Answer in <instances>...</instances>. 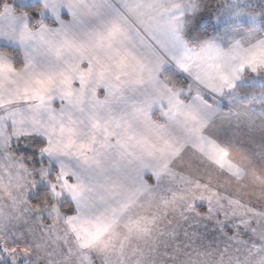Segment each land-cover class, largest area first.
<instances>
[{
	"label": "crops",
	"instance_id": "1",
	"mask_svg": "<svg viewBox=\"0 0 264 264\" xmlns=\"http://www.w3.org/2000/svg\"><path fill=\"white\" fill-rule=\"evenodd\" d=\"M15 3L41 10L35 22L14 6L0 11L6 151L14 157L21 140L44 141L74 205L66 225L78 241L94 238L92 228L142 222L145 195L164 194L159 177L204 139L218 141L203 135L224 116L226 95L254 85L264 96V34L234 27L197 50L182 38L179 0ZM237 30L245 35L232 39ZM171 72L186 84H173ZM215 127L238 145L236 119Z\"/></svg>",
	"mask_w": 264,
	"mask_h": 264
},
{
	"label": "rangeland",
	"instance_id": "2",
	"mask_svg": "<svg viewBox=\"0 0 264 264\" xmlns=\"http://www.w3.org/2000/svg\"><path fill=\"white\" fill-rule=\"evenodd\" d=\"M179 1L191 22L201 19L203 25H208L211 20L217 28H222V33L230 32V27H248L254 31H261L264 27V0H225L216 12L204 17L197 11L198 1ZM214 13H218V16L213 17ZM240 32L237 30L234 32L236 36L230 37L241 39L245 34L241 36ZM212 39L210 37L209 40ZM248 96L250 98L244 100L247 106L232 107L236 110L240 108L232 117L253 126L258 123L261 128L257 133L264 135L263 95L256 90L248 93ZM3 120L4 117L0 116V236L3 249L8 254H19L22 260L15 258L18 262L264 264V136L253 135L256 131L251 128L248 131L246 128L240 130L241 125L238 124L239 130H234L235 133L246 131L245 137L238 136V145L233 143L234 140L231 141L233 145H226L229 133L223 135L216 131L219 132L217 142L204 139L202 145L197 144L180 156L156 181L158 192H164L163 196L145 195L142 206H146L143 211L146 218L142 222H139L140 219L138 222L130 220L122 228H92L94 238H79L78 241L72 238L66 225L75 208L63 194L60 182L55 177V168L48 161L44 164L40 156L33 159L17 155L16 152L24 149L19 142L16 143L19 147L13 148L14 157L8 153L4 141L7 134L2 130ZM219 123L221 121H215L212 125ZM203 136L208 138L210 135L206 131ZM7 140L12 141L10 138ZM238 146L241 148L236 149ZM39 188L49 189L52 201L41 200V204L40 198L36 197ZM149 191L153 193L154 188ZM225 193L232 195L231 198L220 196ZM196 195L198 198L194 200ZM189 199L193 200L192 204L187 203L191 201ZM223 201L227 203L222 204ZM202 203L208 207L212 204L219 211L223 209V215L226 211L224 207L231 210L229 215L233 223L240 226L238 230H232V234L238 238H201L203 234L198 233L206 223L190 215L193 212L190 208L199 204L203 206ZM69 208L73 209V213H68ZM219 219L221 223L225 220L221 214ZM251 219L259 220L258 224H252ZM177 221L182 224L178 240L173 238L177 236L171 234L168 237L166 234ZM157 224L165 227L159 232Z\"/></svg>",
	"mask_w": 264,
	"mask_h": 264
},
{
	"label": "trees",
	"instance_id": "3",
	"mask_svg": "<svg viewBox=\"0 0 264 264\" xmlns=\"http://www.w3.org/2000/svg\"><path fill=\"white\" fill-rule=\"evenodd\" d=\"M199 3V6L197 8V11L202 15V17H204L205 15H210L211 13H213L214 11L216 12L218 10V7L220 8L221 5L225 2V0H196ZM9 5H13L15 10L20 12V11H24L26 13H29L32 16V20L35 22L36 21V17H37V13L41 10L39 5H31L28 6L27 8H22L16 5L15 0H0V11H2L6 6ZM184 6V5H183ZM217 8V9H216ZM216 9V10H215ZM214 15H216V17L218 16V13H214L212 14V16L214 17ZM201 19H195L194 22H191L188 13L185 12L184 13V24H183V29H182V38L188 43L190 44L193 48L195 49H201L202 46H204L208 41H212L216 38H219L221 35H224L225 33H222V28H217L216 27V23L213 24V22L210 20V23L208 25H203V22L200 21ZM224 28V27H223ZM231 29H233V27H230ZM229 28V29H230ZM236 28H240V27H236ZM228 29V30H229ZM243 32L246 31H254L252 28H240ZM255 32H260L262 34H264V27L261 29V31H255ZM210 37L214 38L212 40H209ZM10 54H12V56H14V60L16 61V68H19L18 65V58H17V52L14 51H9ZM166 76L173 82V84L175 85H185V81L183 79H181L180 77H178L176 74L171 73H167ZM257 87L254 85H240V87H238L234 92L229 93L228 95H226V97L224 98V100H222L221 102V107L223 109V117L221 119H219L218 121H221V123L225 122L226 119L227 120H237V126L238 124L241 125L240 126V130H245V128L248 131V128H251L252 130L256 131V133L254 132L253 135H263V134H259L257 133L261 128V125L257 126H253L252 124L249 125L248 123H243L240 121V119L238 117L233 118L232 115L235 112H239V109H233L232 107L238 105V106H247V101H244L248 98H250V96H248V93H250L251 91H253V89H256ZM232 97H236L239 100L238 101H233ZM236 115V114H234ZM245 116V115H244ZM249 117V115H246ZM247 117V118H248ZM250 118V117H249ZM248 120V119H246ZM248 122V121H247ZM214 125H212L211 127H209L208 129H206L207 134L212 136V137H216L217 133L215 130L213 131L212 129L216 128L214 127ZM253 126V128H252ZM214 127V128H213ZM264 127V126H262ZM212 128V129H211ZM264 130V129H263ZM246 132V131H245ZM245 132L238 134L239 136H244L245 137ZM248 136V135H247ZM264 136V135H263ZM250 137V136H249ZM21 144V147H23L24 149L21 152H16L17 155L20 156H24L25 158H33V159H37L39 156L42 158V161L44 162V164L47 162V159L45 158V156L43 155V149L45 147V143L43 140L39 139V138H25L23 140H21L19 142ZM17 146V144L15 145ZM19 147V145L17 146ZM240 149L241 147H236V149ZM32 149V152L31 150ZM258 157V154H256ZM39 188L38 193L36 194L37 198H40L39 201H44V200H49L52 201L50 199V190L49 189H41ZM195 194V193H194ZM226 195V196H225ZM228 193H225L224 195H220V196H225L224 198L226 199H230L231 196H228ZM159 196H163V193H159ZM198 196L196 195L194 197V200H197ZM160 199V198H159ZM32 200V199H31ZM191 201L187 202V203H191L192 204V199H189ZM223 200V199H222ZM41 201V204L43 203ZM227 201H223L222 204ZM35 203H38L37 200H35ZM203 206L199 205H194V208L191 207L190 210H193V212H191L190 215H192L193 217H196L197 220H202L204 221L205 227H203L200 231V233H198V230L196 231L199 235L203 234V236L201 238H238L235 237L232 234V230H238L237 226L235 223H233V219L232 217L229 215V212L231 210H228L227 208L224 207L225 211V215H223L221 213L220 209L217 210L215 209V207L211 204V206H207V204L202 203ZM190 206V205H188ZM192 206V205H191ZM72 208V207H71ZM69 208V214L73 213V209ZM222 216H224L225 220L227 222L221 223L219 217L220 214ZM210 215H212V217H209ZM250 221H252V224L257 222L259 220H255V219H251ZM191 224V223H190ZM224 224V225H222ZM159 227V232L162 230V228H164L165 226H161L159 224H157ZM171 228V227H170ZM182 228V224H180V221L174 222L172 225V230L170 229V232H167L166 234L168 235V237L172 234L175 235L177 237H173L176 238L178 240V237L181 236L180 231ZM260 228V227H259ZM194 229H197L196 227H194ZM189 232H192V227L190 228ZM165 234V235H166ZM191 238H197L195 236L190 235ZM3 239L0 236V264H14L13 262H16V264H25V262L20 263V261L18 262V260H16L15 258H20L19 254L16 253H12V254H8L7 251H5L3 249ZM179 254V253H178ZM21 259V258H20ZM22 260V259H21Z\"/></svg>",
	"mask_w": 264,
	"mask_h": 264
}]
</instances>
